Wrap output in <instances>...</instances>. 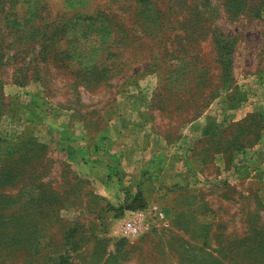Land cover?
<instances>
[{
    "label": "rangeland",
    "instance_id": "374dc122",
    "mask_svg": "<svg viewBox=\"0 0 264 264\" xmlns=\"http://www.w3.org/2000/svg\"><path fill=\"white\" fill-rule=\"evenodd\" d=\"M127 94L186 163L136 236L72 157ZM263 108L264 0H0V264H264Z\"/></svg>",
    "mask_w": 264,
    "mask_h": 264
},
{
    "label": "crops",
    "instance_id": "0c3cea01",
    "mask_svg": "<svg viewBox=\"0 0 264 264\" xmlns=\"http://www.w3.org/2000/svg\"><path fill=\"white\" fill-rule=\"evenodd\" d=\"M134 99L135 97L127 94L126 101L119 103L113 118L99 133L96 142L92 146L86 143L72 150L73 161L80 174L91 180L99 196L111 202L116 198H120L122 193H135L141 190L144 194L141 183L144 173L161 172L166 174L171 171L178 173L180 172L179 169L183 167L181 165L184 162L183 159L180 156L177 159L172 157V154L160 144L159 135L143 124L140 119L138 105ZM241 108H238V112H243ZM246 112L244 110V113L238 118H244ZM207 117L208 115L202 116L203 122L198 125V129H202L207 122ZM187 138H184L186 143H183L184 145L179 149L180 151L187 152L192 147L194 137H192V140L189 137ZM235 168L234 176L236 178L234 181L226 180L225 175L222 174L223 172L218 175V178L222 176V181L219 183L220 188L224 187L219 192L221 197L225 199L228 198L227 191H224L226 187L227 189L229 186L239 187L245 180L238 173L240 167ZM185 174H183L184 177ZM212 180L217 181V178L205 177L203 182L209 185ZM143 196L145 199L150 198V195L144 194ZM146 206L160 207L150 202Z\"/></svg>",
    "mask_w": 264,
    "mask_h": 264
},
{
    "label": "built area",
    "instance_id": "2783aa9c",
    "mask_svg": "<svg viewBox=\"0 0 264 264\" xmlns=\"http://www.w3.org/2000/svg\"><path fill=\"white\" fill-rule=\"evenodd\" d=\"M164 218L165 215L161 209L153 206H146L141 209L128 211V216L121 225L123 231L128 236H136L144 230L149 220H164Z\"/></svg>",
    "mask_w": 264,
    "mask_h": 264
},
{
    "label": "trees",
    "instance_id": "16d2710c",
    "mask_svg": "<svg viewBox=\"0 0 264 264\" xmlns=\"http://www.w3.org/2000/svg\"><path fill=\"white\" fill-rule=\"evenodd\" d=\"M258 15V13H256ZM215 43H216V46L218 47L219 50L223 49L224 45H221V41L217 38H215ZM228 106V104H227ZM260 117V119L264 118V108L263 109H258L256 111H253L252 113H250L245 119H251V117ZM213 120L210 119V117L208 116L207 117V122L205 123V125L202 127L203 129V132L205 134H207V130H206V127L208 126V124L212 123ZM242 122V121H241ZM238 123V125H240V123ZM233 124H231L230 126H232ZM216 126H218L221 130H225L227 127H222V125H219L218 123L216 124ZM242 144V143H241ZM226 148L225 149H228L230 147H228V144L225 145ZM190 167V165L188 164V168ZM145 174V173H144ZM142 178H143V175H142ZM102 197V196H101ZM125 206L122 207V209L124 210H127L128 211H131V210H135V209H141V208H144L146 207V204H147V201L146 199L144 198V196L142 195V192L141 190H138L137 192L135 193H126L125 195Z\"/></svg>",
    "mask_w": 264,
    "mask_h": 264
}]
</instances>
